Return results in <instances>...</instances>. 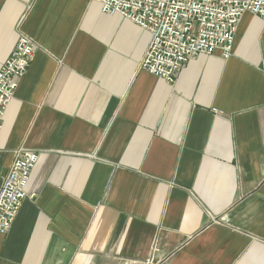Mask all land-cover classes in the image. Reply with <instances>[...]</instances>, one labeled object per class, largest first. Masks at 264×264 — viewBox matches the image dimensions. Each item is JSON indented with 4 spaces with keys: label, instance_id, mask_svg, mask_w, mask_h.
Instances as JSON below:
<instances>
[{
    "label": "crops",
    "instance_id": "crops-1",
    "mask_svg": "<svg viewBox=\"0 0 264 264\" xmlns=\"http://www.w3.org/2000/svg\"><path fill=\"white\" fill-rule=\"evenodd\" d=\"M35 53L3 117L0 187L38 159L0 264H264V21L174 84L139 63L151 35L92 0H0V65Z\"/></svg>",
    "mask_w": 264,
    "mask_h": 264
},
{
    "label": "built area",
    "instance_id": "built-area-1",
    "mask_svg": "<svg viewBox=\"0 0 264 264\" xmlns=\"http://www.w3.org/2000/svg\"><path fill=\"white\" fill-rule=\"evenodd\" d=\"M109 17L119 15L151 35L139 70L172 85L178 73L199 55L221 58L232 55L239 20L249 13L264 21V0H92ZM35 53L33 42L19 35L9 57L0 65V131L4 113L19 81L26 74ZM37 155L24 148L13 159L0 187V235L15 221L26 193Z\"/></svg>",
    "mask_w": 264,
    "mask_h": 264
}]
</instances>
